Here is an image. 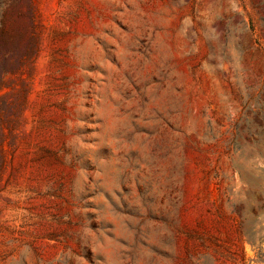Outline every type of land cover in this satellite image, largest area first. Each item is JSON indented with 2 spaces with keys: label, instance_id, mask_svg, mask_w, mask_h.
I'll list each match as a JSON object with an SVG mask.
<instances>
[{
  "label": "rangeland",
  "instance_id": "374dc122",
  "mask_svg": "<svg viewBox=\"0 0 264 264\" xmlns=\"http://www.w3.org/2000/svg\"><path fill=\"white\" fill-rule=\"evenodd\" d=\"M0 264H264V0H0Z\"/></svg>",
  "mask_w": 264,
  "mask_h": 264
},
{
  "label": "trees",
  "instance_id": "16d2710c",
  "mask_svg": "<svg viewBox=\"0 0 264 264\" xmlns=\"http://www.w3.org/2000/svg\"><path fill=\"white\" fill-rule=\"evenodd\" d=\"M14 42L12 41V39L8 38V37H2L0 38V51L2 49H10L13 48Z\"/></svg>",
  "mask_w": 264,
  "mask_h": 264
}]
</instances>
